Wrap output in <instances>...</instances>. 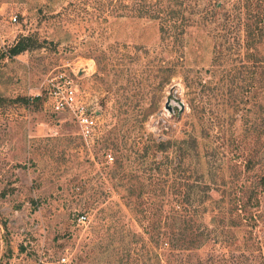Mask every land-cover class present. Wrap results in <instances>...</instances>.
<instances>
[{
    "label": "rangeland",
    "instance_id": "rangeland-1",
    "mask_svg": "<svg viewBox=\"0 0 264 264\" xmlns=\"http://www.w3.org/2000/svg\"><path fill=\"white\" fill-rule=\"evenodd\" d=\"M184 1L197 8L199 21L188 28L179 61V50L164 51L158 21L138 16V0H0V264H259L264 191L257 224L239 232L228 226V215L214 216V201L226 196L215 184L230 178L251 185L264 166V71L259 55L233 48L241 36L228 43L214 38L212 28L239 30L236 19L226 24L224 13H206L213 0ZM19 40L26 49L12 54ZM215 44L221 53H214ZM169 57L176 73L155 87L151 65ZM72 70L96 102L91 137L46 104L47 80ZM182 74L196 91H187ZM199 80L209 83V103L198 101ZM192 98L205 103L206 115L192 112ZM190 136L197 137L200 156H213L208 169L202 157L184 173L210 187L192 194L206 199L185 217L193 227L174 223L167 212L168 200L183 197L166 192L170 169L162 165L152 176L158 183L152 192L131 152L147 137L180 147ZM121 153L124 170L114 172ZM178 153L173 146L151 157ZM247 158L256 167L239 174ZM171 232L180 240L168 245ZM191 232L198 234L192 243Z\"/></svg>",
    "mask_w": 264,
    "mask_h": 264
},
{
    "label": "trees",
    "instance_id": "trees-1",
    "mask_svg": "<svg viewBox=\"0 0 264 264\" xmlns=\"http://www.w3.org/2000/svg\"><path fill=\"white\" fill-rule=\"evenodd\" d=\"M262 1L264 0H233L229 7L227 6L228 4L226 3V0H213L210 6L205 7L204 10L206 13H224L226 17H230V19L225 18L226 24L232 19L237 20L236 23L238 24L239 30H237L235 27H228L224 31H218V29L212 28L213 31H216L214 38L219 37L228 43V38H234L235 34L239 35V37L241 36V43H239L237 46H234L233 48L237 51L245 50L246 54L251 58L259 55L260 58H257L256 61L257 63L259 62L258 65H260L264 71V17H262L264 16V5L261 4ZM137 10L139 17L146 16L152 20L158 21L160 39L164 43V51L167 50L168 52H173L174 50H179V55L177 57L175 56L174 60L181 61L183 59L182 51L184 49V40L187 30L189 27L195 25L199 21V17L196 18L199 15L197 8H195L193 5L186 4L184 0H138ZM207 22L208 20L206 19L203 23ZM239 37L236 36V38ZM261 42L262 44L260 46L262 48H259L260 46H257L255 43L259 44ZM25 45L26 44H24L22 40H19L14 46H12L11 53L17 54L23 51L26 49ZM214 49V53L222 52L221 47H219L218 44H215ZM251 49H255V51L250 52ZM161 63H163L161 66L160 64L156 66L155 63L154 65H151L152 67L150 72L152 78L150 81L151 84L155 85V87L169 83L171 78L175 75L174 73H176L174 61L170 57L168 59H161ZM161 72H166V75L161 77ZM182 76L184 78L183 80L187 91H196L194 90V82L191 81V79L185 74H182ZM199 83L200 88L198 90L199 92L197 93L198 101L208 102L212 93H207V90L211 89L209 83L207 81L202 82L200 80ZM192 101L194 102L193 98ZM199 102H194V104H191L192 106L190 105V109L193 113L198 112L200 113V116H204L206 115V109L204 106L205 103L200 104ZM194 137L190 136L189 141L188 137H185L180 142V147L176 142H171L170 140L155 141L153 138L147 137L146 140H143L144 145H141L140 147L136 146L135 148L131 149V152L134 155L132 163L136 162L138 165V168L137 166L134 168H137L138 170L141 168V176L145 178L146 188L151 187L150 191H155L153 190V186H158L156 178H152V176L160 172V166L166 165V169H170V175H173V179H169L170 182L168 181L166 184V187L168 188L166 192L170 193V195H173L174 197H183L180 199L168 200V203L171 205L169 206L167 212H169V217L174 218V223L181 221V224L187 223L188 227H193L192 221H190L191 219L186 221L185 217L198 211L199 205L206 202V199L192 197V194L196 190H201L202 186L205 189L210 187L207 183L201 184L202 180L200 181L197 178L191 180V174L186 176L184 173L187 172V169H189L190 166L194 165L197 167L202 157L206 159V162L202 164V167L204 165H208V169L211 160L213 159L211 154L209 156H200L198 150L199 146L196 140L197 137ZM173 146H177L179 152L174 157L169 158L168 155H164L163 161L156 160V156L151 157V155L155 154L156 152L161 151L162 153H165V151L169 150ZM194 156L195 159H197L195 164H193L189 159V157ZM124 159H126V156L123 153L116 157L115 167L112 169L114 172L119 170L118 172L121 173V171L124 170ZM128 166L130 167L131 171L133 167L131 165ZM242 166L243 169L240 170L239 174L246 171H252L256 167V160L253 161L252 159L247 158L245 160V164ZM221 169H223V166ZM177 172H180V174L176 175ZM197 176L203 178L202 172ZM197 176L195 173V177ZM132 177L138 181H141L138 178L140 176L136 174H132ZM138 185L145 187L144 183L139 182ZM215 187H218V191L222 189L223 194L226 192V196H222L221 198L214 201L218 205L219 209V211L216 212L214 216H216L219 212L223 215V217L228 215L227 221H230L227 222L228 226L230 228L233 227L235 232H239L240 230L242 231V227L251 228L257 224L259 216L258 209L260 207L259 194L264 191V166L260 173L255 174V181L251 185H247L239 179L232 181L229 178L228 181L225 180L222 182V184H215ZM207 200L210 199L207 198ZM225 202L228 206L221 207V205ZM223 209L227 213L224 212ZM182 214L183 219L181 217ZM249 232L250 231H248V234ZM171 234L168 235L169 239L166 241L168 245H171V243H177V241L180 240V238L177 237V234L180 233L171 232ZM197 236L198 234L191 232L189 241L192 243ZM260 238L261 239L256 242L257 251L260 253L261 258L259 264H264V238ZM247 239H250L249 236Z\"/></svg>",
    "mask_w": 264,
    "mask_h": 264
},
{
    "label": "built area",
    "instance_id": "built-area-1",
    "mask_svg": "<svg viewBox=\"0 0 264 264\" xmlns=\"http://www.w3.org/2000/svg\"><path fill=\"white\" fill-rule=\"evenodd\" d=\"M12 20L16 21V16ZM77 80V72L74 70L69 74L58 72L48 79L45 87L46 104L55 113H68L77 124L80 134L87 138L93 135L99 115L96 102L89 99ZM108 158H111L109 154ZM78 220L85 222L87 216L81 214Z\"/></svg>",
    "mask_w": 264,
    "mask_h": 264
},
{
    "label": "water",
    "instance_id": "water-1",
    "mask_svg": "<svg viewBox=\"0 0 264 264\" xmlns=\"http://www.w3.org/2000/svg\"><path fill=\"white\" fill-rule=\"evenodd\" d=\"M168 107H170V101H166V104ZM179 110L182 111L184 109V103L182 101L178 102Z\"/></svg>",
    "mask_w": 264,
    "mask_h": 264
}]
</instances>
